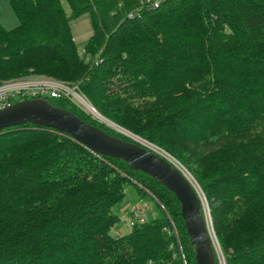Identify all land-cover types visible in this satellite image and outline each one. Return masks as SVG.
<instances>
[{"label": "trees", "instance_id": "obj_1", "mask_svg": "<svg viewBox=\"0 0 264 264\" xmlns=\"http://www.w3.org/2000/svg\"><path fill=\"white\" fill-rule=\"evenodd\" d=\"M10 4L19 24L0 21V85L30 75L79 85L104 117L193 175L226 264H264V0ZM87 13L94 33L82 54L71 19ZM46 99L127 140L69 99ZM129 185L159 213L116 235ZM195 255L179 201L156 178L53 128L0 132V264H196Z\"/></svg>", "mask_w": 264, "mask_h": 264}, {"label": "water", "instance_id": "obj_2", "mask_svg": "<svg viewBox=\"0 0 264 264\" xmlns=\"http://www.w3.org/2000/svg\"><path fill=\"white\" fill-rule=\"evenodd\" d=\"M35 123L63 132L93 152L125 161L164 184L181 205L188 235L196 250V264H215L212 236L203 203L193 181L171 160L136 142L118 138L46 98L25 99L0 109V132Z\"/></svg>", "mask_w": 264, "mask_h": 264}, {"label": "rangeland", "instance_id": "obj_3", "mask_svg": "<svg viewBox=\"0 0 264 264\" xmlns=\"http://www.w3.org/2000/svg\"><path fill=\"white\" fill-rule=\"evenodd\" d=\"M66 6H67V8H66L67 14L70 15L71 12L68 8L69 6H68L67 2L64 3V7H66ZM89 17H91V16H90V14L87 13L86 15L83 14L82 17L80 16L79 19L72 18L71 19L72 29L74 27L78 26L79 24H82V25L84 24L86 26V23H84V22L89 23V20H90ZM0 21L3 24V26L6 27L7 29H14L18 26V23H19L18 18L12 9V6L10 4V0H0ZM92 28H93V26H92ZM92 28L89 27L90 33H92ZM93 32H94V29H93ZM86 44H87V39H84L83 41H78L77 46H78L80 52L83 51L82 49H84ZM38 76L53 78V77L44 76V75H38ZM89 103L91 104L90 101H89ZM80 110H82V112L84 114H87L89 117H91L98 124L114 131L115 133H117L121 136H124L127 139V141L139 143V144L144 145L145 147L149 148L150 150H153L157 153L163 154L165 157H167L168 159L173 161L176 165H178L182 169V171L193 181V183H194V185H195V187H196V189H197V191L201 197V200L203 203L202 212L204 214H206L208 217L207 220L209 221V228H210V231H211L212 236H213L211 247L213 248V251L216 252V254L218 256L219 264H226L225 257L223 256V254L220 250V247L218 245V241L215 237L214 231H213L212 226H211V222H210V218H209L211 206H210L209 202L207 201V198L205 196L204 191L202 190L199 183L195 180L193 175L191 173H189V171L177 159H175L169 153L165 152L164 150L155 146L154 144H152V143H150V142H148L142 138H139L138 136L130 133L129 131L122 128L121 126L117 125L113 121L107 119L96 108H95V110L97 113L92 111L90 108H85V109L81 108ZM140 201H142V200H140L138 198V196L136 195L134 187L132 185L127 186L123 202L114 208V211L120 217L118 224L114 227V229L117 232H121V234H127L132 230L130 211H131V208ZM143 201L151 209V214H153V216H157L159 213V210L155 206V204L151 201H146V200H143ZM113 233L115 234L114 231H113Z\"/></svg>", "mask_w": 264, "mask_h": 264}, {"label": "built area", "instance_id": "obj_4", "mask_svg": "<svg viewBox=\"0 0 264 264\" xmlns=\"http://www.w3.org/2000/svg\"><path fill=\"white\" fill-rule=\"evenodd\" d=\"M83 52L84 50L81 53L83 54ZM47 97L67 98L80 108H90L92 111L95 110V107L89 103L87 97L81 92L79 85H72L54 78L30 75L21 78L10 79L4 81L0 85V109L6 108L21 100ZM176 166L180 168L178 165ZM130 213L132 227L137 224L146 223L155 218V216L151 214V209L144 201H140L134 205L131 208ZM205 217L208 219L206 214ZM209 218L212 226L210 214ZM207 222L209 225L208 220ZM210 234L212 236L211 231Z\"/></svg>", "mask_w": 264, "mask_h": 264}, {"label": "crops", "instance_id": "obj_5", "mask_svg": "<svg viewBox=\"0 0 264 264\" xmlns=\"http://www.w3.org/2000/svg\"><path fill=\"white\" fill-rule=\"evenodd\" d=\"M66 8H67V6L65 7V10L67 12ZM68 8H69V10L71 12L70 6ZM84 15H86V14H84ZM79 18H77V19H79ZM89 18H90L89 23L84 22V23H86V26L84 24L83 25L79 24L78 26H76V27H74L72 29V33H73L74 40H75L76 43H78V41H83L84 39H87V42H88L90 37L93 35L94 32H93L92 23H91V17H89ZM18 22H19V19H18ZM89 27L92 28V33H90V31H89ZM71 28H72V25H71ZM113 231L115 232L116 235H124V234H121V232H117L114 228H113Z\"/></svg>", "mask_w": 264, "mask_h": 264}, {"label": "bare ground", "instance_id": "obj_6", "mask_svg": "<svg viewBox=\"0 0 264 264\" xmlns=\"http://www.w3.org/2000/svg\"><path fill=\"white\" fill-rule=\"evenodd\" d=\"M94 112H96L95 110H93ZM97 113V112H96Z\"/></svg>", "mask_w": 264, "mask_h": 264}]
</instances>
